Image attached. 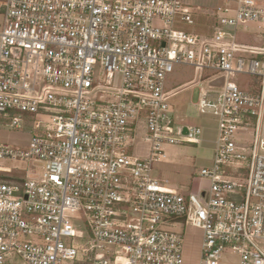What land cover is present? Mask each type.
<instances>
[{
	"label": "built area",
	"instance_id": "2783aa9c",
	"mask_svg": "<svg viewBox=\"0 0 264 264\" xmlns=\"http://www.w3.org/2000/svg\"><path fill=\"white\" fill-rule=\"evenodd\" d=\"M0 13V126L28 132L24 145L0 140V159L41 168L0 177V264H184L174 219L201 230L198 264L224 251L264 264V50L233 40L248 23L264 34V6L224 0L208 37L179 27L193 23L187 0H0ZM175 64L223 77L199 93L218 135L194 178L206 185L186 194L152 174L164 144L201 140L200 127L174 124L165 82ZM236 73L259 89H241ZM103 75L105 98H90ZM141 125L146 159L128 150Z\"/></svg>",
	"mask_w": 264,
	"mask_h": 264
},
{
	"label": "rangeland",
	"instance_id": "374dc122",
	"mask_svg": "<svg viewBox=\"0 0 264 264\" xmlns=\"http://www.w3.org/2000/svg\"><path fill=\"white\" fill-rule=\"evenodd\" d=\"M201 1L196 0L195 2L199 3ZM197 5L195 4L194 6L196 7ZM2 25L3 16L0 13V31L2 30ZM179 26L182 29L185 26L190 27L189 24L184 23L179 24ZM259 58L261 59V57ZM100 72V69L97 68L94 75L96 79ZM206 72L209 75L208 77L219 75L210 70H206ZM202 73L204 71L198 72V70L190 65L175 64L172 71L167 74L165 82L166 91H170L171 93L168 103L173 114L174 124L200 127V142L198 144L187 142L164 144L163 149L169 153L170 159L166 162H154L152 164V174L154 177L185 194L187 193L185 190L191 186L193 179L199 176L200 169L211 164L218 135V118L210 113H203L199 110V93L202 88L208 86L203 78L204 75H202V78L198 77V74ZM254 77L246 73H236L229 76L228 79L235 82L241 89L249 91V85L255 79ZM105 80V75H103L101 82H94V86L99 85V88L92 89L90 98L95 100L105 98L106 92L104 91V86L107 85ZM218 80L222 81L221 79ZM257 81L260 85V78H257ZM215 87L217 88L218 86ZM27 120L25 117L24 126L27 125ZM9 122L10 120H6L7 124ZM145 135L146 129L144 126L141 125L135 130L134 137L130 139V146L128 147L131 156L140 159L150 157V144L145 140ZM27 136L28 132L26 129L16 130L8 126H0V140L12 146L24 145ZM238 136H235V140L237 141H239ZM0 166V177L6 181L35 177L41 172L39 162L18 158H2L0 159ZM200 183L204 186L206 185V181L203 179ZM197 262L198 260L195 264ZM238 263V255L230 251H224L219 260V264Z\"/></svg>",
	"mask_w": 264,
	"mask_h": 264
},
{
	"label": "crops",
	"instance_id": "0c3cea01",
	"mask_svg": "<svg viewBox=\"0 0 264 264\" xmlns=\"http://www.w3.org/2000/svg\"><path fill=\"white\" fill-rule=\"evenodd\" d=\"M195 1L196 0H187V2L189 3L190 11L193 15V23L189 24L190 27L185 26L184 29L187 32H192L203 37H208L212 34L216 21L213 8H215L217 4L223 3L224 0H202L199 3H196ZM230 1L232 2L233 0ZM256 2L259 5L264 6V0H256ZM195 4L198 5L195 7ZM233 40L237 44L245 46L247 48L255 50H264L263 31L254 23L240 25L233 33ZM238 54L244 56L251 55L248 50H241L238 52ZM258 57L263 58L264 55L262 56L261 54H259ZM262 68L264 69V61L262 64ZM202 75H204L203 78L206 84L208 85L207 87H220L223 83V77H221L220 75L208 77L209 75L206 71H204V73L198 74V77L202 78ZM254 78L255 79H253L248 88L251 92H255L259 89L257 77L255 76ZM218 79H221L222 81H219ZM207 87L202 89H206ZM169 159L170 157L168 153V160ZM194 181H197L198 183L201 182V180L199 179H193L191 185H194ZM168 226L172 230L184 234V264H195V262L199 259L200 255V247L202 240L201 230L193 228L191 226H185L182 219H174L169 223Z\"/></svg>",
	"mask_w": 264,
	"mask_h": 264
},
{
	"label": "water",
	"instance_id": "95a60500",
	"mask_svg": "<svg viewBox=\"0 0 264 264\" xmlns=\"http://www.w3.org/2000/svg\"><path fill=\"white\" fill-rule=\"evenodd\" d=\"M184 131H185V127H184Z\"/></svg>",
	"mask_w": 264,
	"mask_h": 264
}]
</instances>
